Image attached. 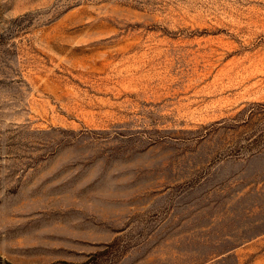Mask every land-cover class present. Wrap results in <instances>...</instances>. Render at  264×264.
<instances>
[{
	"label": "rangeland",
	"instance_id": "obj_1",
	"mask_svg": "<svg viewBox=\"0 0 264 264\" xmlns=\"http://www.w3.org/2000/svg\"><path fill=\"white\" fill-rule=\"evenodd\" d=\"M0 258L264 264V0H0Z\"/></svg>",
	"mask_w": 264,
	"mask_h": 264
},
{
	"label": "trees",
	"instance_id": "obj_2",
	"mask_svg": "<svg viewBox=\"0 0 264 264\" xmlns=\"http://www.w3.org/2000/svg\"><path fill=\"white\" fill-rule=\"evenodd\" d=\"M0 264H11L10 262H7L5 260H2L0 258ZM52 264H92L91 261L87 260L85 262H81V263H73V262H67V261H57V262H54Z\"/></svg>",
	"mask_w": 264,
	"mask_h": 264
}]
</instances>
